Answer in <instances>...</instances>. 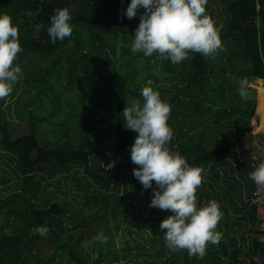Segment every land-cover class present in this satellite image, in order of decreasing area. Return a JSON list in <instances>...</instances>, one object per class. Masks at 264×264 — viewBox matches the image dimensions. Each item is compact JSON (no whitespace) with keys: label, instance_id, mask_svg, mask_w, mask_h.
I'll return each mask as SVG.
<instances>
[{"label":"trees","instance_id":"trees-1","mask_svg":"<svg viewBox=\"0 0 264 264\" xmlns=\"http://www.w3.org/2000/svg\"><path fill=\"white\" fill-rule=\"evenodd\" d=\"M129 2L130 0H0V12L10 15L18 27L21 50L13 62L22 63L24 51L34 54L66 51L70 43L79 47L80 44L87 42L88 49L92 50L90 48L92 47L98 50L99 57L105 60L104 66L110 68L103 72L105 75L103 74L102 79L107 78L106 73L111 74L110 78L113 79L114 75L118 74L117 57L128 54L132 57L137 56L125 44L117 46V40L121 36L123 42L132 39L139 22V13L143 11L142 8L138 9L136 15L127 18L124 16V9ZM224 3L228 9V16L222 26L217 27V23H214L221 40L220 47L209 56L189 52L187 57L176 64L164 57L161 70L170 74L176 72L180 74V80L175 86H178V83L181 85L178 86L176 93H170L167 90L170 87L166 84L157 89L160 97L170 105L168 124L175 129L168 142L169 149L178 151L191 165L199 167L200 175L204 169L210 168L211 172L216 173L209 175L213 180L219 175L218 165L223 162H232L233 170L237 169L239 172L246 167H250L251 170L255 167L247 161L251 155L250 149L245 153L240 143L245 140L248 133H251V118L256 107V90L250 82L253 79L264 82V0H224ZM63 6L70 10L72 32L63 40L52 43L46 30L49 16L54 8ZM27 10L33 14L26 15ZM152 56L159 58L155 52ZM158 60L156 59V62ZM58 64L60 68H56ZM20 66L22 69L26 68ZM63 69L62 61L55 59L52 63L42 66L41 70L31 73L36 75L33 78L49 82L43 85L45 94L41 95H48L50 100L46 102L38 100L35 103L37 113L30 110L31 122L26 133L12 134L10 122L2 108L5 97L0 98V147L6 151L1 157L7 158L13 164L12 169L17 179L14 182L16 187L3 197L1 196L3 191L9 186L0 188V264H87L88 261H93V264H177L182 260L181 254L178 253L172 258L166 255V246L160 231L162 247L144 252L147 258H138L141 255L138 253L137 257L123 262V259L129 258L132 252L126 250L120 255L110 247L112 225L119 227L122 217L129 218L122 191L127 193L128 187L134 191L136 187L142 188L141 183L129 173L134 167H138L129 157V146L136 133L123 127L121 116L125 105L136 98L135 85L136 88L141 85L139 86L134 77L130 80L118 76L120 82L117 84L109 81L107 85L99 79L97 85L84 91L96 107L105 104V98L114 99L112 90L118 92L119 116L116 122L119 125L117 128L119 133L116 143H113L111 139L105 140L108 136L105 130L108 128L110 133L112 132L113 123H108V126L105 123L114 115L113 106L105 111L104 117L96 120L94 115L91 116L94 127L99 125L96 131L93 127L89 128V120L87 117L84 118V112L82 119L76 116L77 110L73 105L69 104V109L63 112L65 98L63 100L58 98L59 92L52 88L55 81H51L55 77L61 82L63 77L59 76ZM40 73L42 75L39 77ZM85 76L80 77L79 81L85 82L82 79L86 78L95 84L92 75ZM143 77L152 79L150 81L153 84L162 79V74L152 71ZM240 79L247 81L249 93L247 98H242L239 94ZM127 80L130 83H126ZM67 82L68 84H62L65 88L72 83L70 80ZM48 85L52 88V93L47 92ZM261 89L257 112L264 121V87ZM164 92L168 94H163ZM35 93L40 94L38 91ZM12 94L13 91L8 96ZM70 95L72 94H66L64 97L71 100ZM223 117L224 120L221 119ZM38 121L44 122L49 128L60 130L52 146L48 145L49 140L39 139ZM123 128L124 132L120 133ZM102 141L106 145L104 148ZM243 155L247 157L244 158ZM77 166L84 168L86 180L91 183L94 191L99 192V202H94L92 199L94 194L90 190L87 193V198L92 200L96 209L94 214L99 223L92 225L94 219L90 221L89 217L85 220L88 223L83 221V225L79 226L76 222L77 230L70 232L62 216L63 210L59 209L56 203L49 204L50 197L46 194L43 184L48 180L67 176ZM6 181L7 176L0 175V186ZM152 187H155V184L147 188L150 195ZM140 189L139 192L142 193L143 188ZM110 191L111 194L108 195ZM115 198L118 199L116 203ZM146 205L148 207V203ZM135 210L141 215L140 205L135 206ZM153 218L151 212L147 211L145 221L142 223L150 227L152 233H157ZM37 224H46L49 232L43 236L34 233L32 228ZM136 225L141 224L138 222ZM79 228H82L78 233L80 237L73 242L74 234ZM99 231L109 236L108 239L99 242L96 256L92 253L85 256L76 255L78 251L75 249L70 252L69 248L74 246L81 249L84 245L83 236L90 239ZM259 231L260 229L256 230V235ZM69 235L70 239H67ZM145 238L151 244L157 239L152 235H146ZM54 241L57 247L52 250L47 245ZM252 243L256 264H264V245L256 236ZM106 244L109 245L107 249ZM50 249L53 252L49 251ZM183 251L184 263L181 264H196L197 261L198 264H222L223 261L219 255L207 257V247L203 257L189 256L187 249ZM29 257H33V262L31 260L29 263Z\"/></svg>","mask_w":264,"mask_h":264},{"label":"clouds","instance_id":"clouds-1","mask_svg":"<svg viewBox=\"0 0 264 264\" xmlns=\"http://www.w3.org/2000/svg\"><path fill=\"white\" fill-rule=\"evenodd\" d=\"M206 0H130L124 16L139 13L134 29L131 51L150 56L154 52L176 64L189 52L201 56L214 54L221 40L214 21L205 13ZM26 15L33 13L27 10ZM71 13L67 6L54 8L49 16L47 33L50 42L63 40L72 32ZM21 50L18 27L12 17L0 12V98L8 96L20 78L21 66L13 61ZM238 91L247 98V81L240 79ZM140 99L133 98L122 110L123 127L136 135L129 146L133 176L142 188L152 187L148 207L171 210L159 223L165 246L176 251L187 249L188 255L203 257L207 242L217 243L221 233L215 230L221 216L218 203L209 199L197 204L195 191L201 183L200 168L191 165L178 151L170 150L168 142L173 130L168 124L170 105L158 92L146 84L139 89ZM257 185H264V154L248 173ZM41 236L49 232L46 224L32 228ZM102 231L83 241L85 247L93 241L106 240Z\"/></svg>","mask_w":264,"mask_h":264},{"label":"rangeland","instance_id":"rangeland-1","mask_svg":"<svg viewBox=\"0 0 264 264\" xmlns=\"http://www.w3.org/2000/svg\"><path fill=\"white\" fill-rule=\"evenodd\" d=\"M205 13L214 21V23H217L216 26L220 27L224 23V20L228 16V9L226 7V4L224 3V0H206L205 3ZM215 26V25H214ZM123 34V33H122ZM131 40L129 39L126 42H123L122 36L118 38L117 40V46H121L123 44L126 45L130 50ZM68 46V47H67ZM65 49L66 51H55V52H49V53H41V54H34L30 51H24L22 53V63H18L19 65L25 66L26 68L22 69V73L20 75V78L13 84L12 91L13 94L10 96H6L5 100H3L2 108L4 111L5 117H7L8 121L10 122V128L12 130L13 135H19L23 134L29 131V125L31 120L30 118V110L36 111L37 106L35 103L39 100L46 102L49 99L47 97L48 95L42 96L41 94H45L43 91V85H47L46 80H42L39 78H33L34 74H31L34 71L41 70V67L47 64L52 63L53 60L59 59L63 63V72L59 77H63V80L60 82L57 80V78L53 77L51 81H55L54 87H52L56 92L58 93V98L63 100L64 98V113L65 110L67 111L69 109V104L73 105V108L76 111V116L79 119H82L84 113L85 117L89 120V128H95V131L97 130V127H94V120L92 119V115L95 116L96 120L99 119V117H104L105 111H108L111 106L112 107V113L114 114L111 119L107 121L106 126H108V123L112 122L113 126L111 128L112 132L110 133V129H106L107 133V139H111L113 143H116L118 131L117 128L119 127L118 123L116 122L119 116V112L117 110L118 108V92L115 90L113 91L114 99L111 100L109 98H105V104H100L95 106V104L91 103L89 100V97L86 96L85 90L92 89L93 86L97 85L99 82V79H101L104 84H107V82L112 81L113 83L117 84L120 82V78H128L132 79L133 77L136 78L138 81V84L140 87L136 88V85L134 87V91L137 92L136 98L140 99L139 89L142 86H145L146 84L150 85L154 89H158L159 86H162V84H166L168 87L167 90L170 91V93H176L178 91V86L181 85V83H178V86H175L177 82L180 80L181 75L177 72L174 74H170L167 72H163L161 70L163 65V56H159L157 58L156 56H144L141 52H132L134 55H137L136 57H132L130 54L128 55H122L121 57H117V65L116 66V73L117 75H114V78L111 74H107V78L102 79L103 72L108 71L110 68L104 66L105 60L102 57H99V51L90 47L92 50H89V46L86 43H82L79 45V47H75L73 43L68 44ZM92 51V52H91ZM87 52H91V54H87ZM120 52V51H119ZM62 53V54H61ZM131 53V54H132ZM119 55V53H118ZM95 56V58H94ZM156 59H159L158 62H156ZM75 61V62H72ZM16 63V62H14ZM61 62H59L60 64ZM57 65L56 68H60V65ZM122 64V66H119ZM27 69V70H26ZM152 71L158 72V74H162V79L159 82L151 83L149 78H144L143 76L149 72ZM115 73V74H116ZM31 74L30 78H28V75ZM42 74H39V77ZM77 75V76H76ZM88 77L92 75V78L94 79L95 84L91 81H88L86 78L82 79L85 80L79 81L80 77ZM105 75V74H104ZM120 76V78L118 77ZM75 77L74 79H71ZM67 80L72 81L68 88L64 87L62 84H68ZM74 81V82H73ZM63 82V83H62ZM87 82V83H86ZM129 81L127 80L126 83ZM130 83V82H129ZM251 86L255 87L256 90V107L255 112L251 118V125L253 129L256 131L257 129L260 130L261 126L264 124V121L261 117V115L257 112L258 109V99L259 95L262 91L261 88L264 87V82L258 81L257 79H253L250 82ZM52 88L49 87L47 89L48 93H52ZM67 89V90H66ZM38 91L40 94L35 93ZM34 95L33 97V94ZM93 93V92H91ZM15 94V95H14ZM66 94H72L71 101L69 97H64ZM163 94H168L164 92ZM101 100V99H100ZM52 101V100H51ZM95 107H94V106ZM93 106V107H92ZM84 112V113H83ZM37 113V111H36ZM75 118V116H73ZM224 120V117L221 118ZM221 121V120H220ZM39 129H38V137L41 141L49 140L50 142L48 145H53V142L55 140V137L59 134V129L56 128H49L44 122H39ZM251 127V128H252ZM172 128V127H171ZM173 133L175 131L174 128H172ZM124 132V128L121 129L120 133ZM209 130L207 131V133ZM263 138V137H262ZM264 141V139H261ZM104 141V140H103ZM103 148L106 146L103 144ZM247 141V142H245ZM245 142V143H244ZM255 142V141H254ZM256 142H261L260 139ZM243 146H248L247 148L252 151V141L250 136H246L244 141H241ZM251 146V147H250ZM243 148V147H242ZM1 154H6V151L0 147V157ZM245 158V155H243ZM2 159V160H1ZM0 159V175L1 176H7V181L3 183L0 188L4 186H9L8 189L4 190L2 193V197L5 196L6 193L13 190L16 187V178L13 172V164L5 157H1ZM85 171L83 167L77 166L72 170L67 176L65 177H57L54 180H48V182L44 183L43 185L46 188V194L50 197L49 204L56 203L58 208L63 210V217L65 221L67 222V226L70 228V232H74L76 229V222H78L79 226L80 224L83 225V221L87 220L90 217V221L94 219L93 224L99 223L98 218H96V214H94L95 207L93 205L92 200L87 198V193L90 190L94 196L93 200L94 202H99V192L94 191L91 183H89L88 180H86V177L84 175ZM130 174H132V171H129ZM51 181V182H50ZM130 181V180H129ZM134 189H131L128 187V192L122 191L121 195L125 198V201L127 203V212L129 214L128 219H124V217L121 218L120 226H114L112 225V235L110 233L111 243L110 247H112V250H116L118 254L122 255V253L126 250L131 251L132 254L129 258L123 259V262L127 261V259L135 258L137 257L136 254L140 253L141 255L138 256V258H147L148 256L144 252L153 251L156 249H159L161 246V239L159 237V222H160V216L159 211L160 209L156 207L148 208L146 203L149 202L150 199V193L148 189L143 188V192L140 193L138 187ZM142 189V188H141ZM140 189V190H141ZM111 194V191L108 192V195ZM101 198H103L100 195ZM122 197V198H123ZM118 202V199L115 198V203ZM141 206V215L137 213L135 210V206ZM147 211L149 213L151 212V215L153 218V223L156 225L158 232L152 233V229L150 227H146L142 222L145 221V217L147 214ZM134 217H137L135 219ZM88 223L87 221H85ZM140 223L141 225L138 226L136 223ZM75 224V225H74ZM84 227V226H83ZM132 228V232H131ZM79 231L74 234L73 242L76 240V238H79L78 236ZM85 229V228H84ZM67 233V232H66ZM72 234V233H71ZM140 234H143L140 235ZM146 235H152L156 236L157 239H155L154 243H149L145 236ZM70 236H67V239H70ZM108 239L109 235H106ZM86 236H83V241L88 240ZM99 242L100 241H93L90 245L85 247L84 245L79 249L78 247H71L69 248L70 252L75 249L77 252L76 255L85 256L89 255V253H92L96 256L98 249H99ZM49 242H47L48 244ZM54 243V244H53ZM68 243H70L68 241ZM57 243L54 241L48 244L47 247H51L52 250H55ZM80 246V245H79ZM109 245H105V248L107 249ZM97 247V248H96ZM51 249L49 251L53 252ZM166 250H170L166 247ZM111 255L108 257L110 258ZM59 259V257H57ZM32 260V261H31ZM33 262V257H29V263ZM87 264H93V261H88ZM199 262V261H198ZM53 264V263H52Z\"/></svg>","mask_w":264,"mask_h":264},{"label":"crops","instance_id":"crops-1","mask_svg":"<svg viewBox=\"0 0 264 264\" xmlns=\"http://www.w3.org/2000/svg\"><path fill=\"white\" fill-rule=\"evenodd\" d=\"M247 136L251 137L252 145L255 144L250 146L252 151L247 160L252 163L254 152H258L260 155L264 154V141L261 140L264 139V124L260 130L255 131L252 127L251 133H248ZM259 139L261 142H256ZM240 147H243L242 150L245 153L248 151V146H243L240 143ZM217 170L219 175L216 180L209 176L211 173L216 174L211 172L210 168L207 167L202 171L201 182L204 181V183L197 186V193H195L198 205L206 203L209 199H214L221 211V216L215 227V230L219 231L221 235L217 243H206L207 257L219 255L223 258L222 264H256L252 240L255 236L257 237L256 230L259 229V218L254 203L255 182L248 176L251 169L246 167L243 168L242 172L237 169L233 170L232 162L228 161L220 163ZM169 214H171V210L160 209V221ZM160 232V235L163 234L161 229ZM166 252L170 258L180 253L182 260L178 261L177 264L184 263L185 253L183 249L166 250Z\"/></svg>","mask_w":264,"mask_h":264},{"label":"built area","instance_id":"built-area-1","mask_svg":"<svg viewBox=\"0 0 264 264\" xmlns=\"http://www.w3.org/2000/svg\"><path fill=\"white\" fill-rule=\"evenodd\" d=\"M260 154L254 152L252 155V164L255 166L258 163ZM254 203L256 205V211L259 218V233L257 234V239L264 245V185H257L255 183L254 191Z\"/></svg>","mask_w":264,"mask_h":264}]
</instances>
